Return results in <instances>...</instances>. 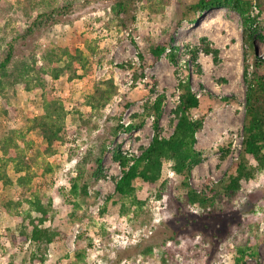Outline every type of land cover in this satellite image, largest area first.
Segmentation results:
<instances>
[{"label": "rangeland", "instance_id": "374dc122", "mask_svg": "<svg viewBox=\"0 0 264 264\" xmlns=\"http://www.w3.org/2000/svg\"><path fill=\"white\" fill-rule=\"evenodd\" d=\"M200 1L0 0V264H264V121L260 161L243 150L264 0ZM181 82L196 161L183 175L167 152L120 195L125 164L173 137Z\"/></svg>", "mask_w": 264, "mask_h": 264}, {"label": "trees", "instance_id": "16d2710c", "mask_svg": "<svg viewBox=\"0 0 264 264\" xmlns=\"http://www.w3.org/2000/svg\"><path fill=\"white\" fill-rule=\"evenodd\" d=\"M240 3L241 0H234L232 2H230V0L228 2L225 0H201L197 8L203 11H209L211 9H220L224 6H229L240 11L238 6ZM122 10L123 12L125 11V5L122 6ZM245 34L247 38L252 37L251 34H248V30H246ZM164 52V47H157L152 51V56L153 58H158ZM256 86H264V82L259 79L256 82ZM179 88L181 91L179 96L180 117L173 137L170 140L164 141L156 138L150 148L128 170H126L127 163L125 164V174L117 185V192L120 195H125L128 191H130L133 182L139 177H142L145 181L153 184L156 176L151 178L150 175H155L160 169L161 159L167 152L177 153L179 157L182 158L181 168L177 169L181 174L184 172V167H186L187 161H196L197 156L194 152L195 150L193 146L195 143V135L202 124L201 121L193 120L191 117L193 112L199 109L201 101L192 91L191 82H181ZM253 91L254 89L252 86L251 93H249L248 96L249 121L248 125L245 127L243 150L245 156H250L257 161H260V152L262 149L260 146L262 141L261 125L264 121V117L262 116L261 111L255 108V99L254 95H252ZM163 100V97H159L154 106L158 117L160 116ZM244 159L245 158L243 157V160ZM243 160L238 166V177L235 181L236 184L230 186L231 190L237 189L238 181H240L243 177H247ZM191 200L196 202V197L191 195Z\"/></svg>", "mask_w": 264, "mask_h": 264}]
</instances>
